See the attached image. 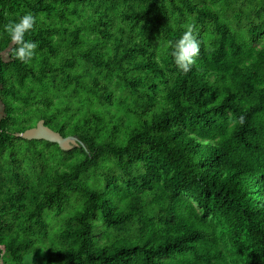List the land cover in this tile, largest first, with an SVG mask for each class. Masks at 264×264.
Here are the masks:
<instances>
[{"label":"trees","instance_id":"obj_1","mask_svg":"<svg viewBox=\"0 0 264 264\" xmlns=\"http://www.w3.org/2000/svg\"><path fill=\"white\" fill-rule=\"evenodd\" d=\"M26 12L38 47L21 61L5 26ZM262 13L264 0H0L1 264H25L30 231L73 192L46 264H264ZM191 24L208 29L192 27L184 72L169 41ZM39 119L77 145L16 135ZM39 144L68 164L46 165Z\"/></svg>","mask_w":264,"mask_h":264},{"label":"rangeland","instance_id":"obj_2","mask_svg":"<svg viewBox=\"0 0 264 264\" xmlns=\"http://www.w3.org/2000/svg\"><path fill=\"white\" fill-rule=\"evenodd\" d=\"M214 5H215V8L216 9H219L220 8V4L218 2H212ZM120 11L124 9V6H121L120 7ZM236 8H238V10H242V22L239 26H235L233 28H237V27H241L242 31H243V28H245L247 26L246 22L244 21V16L246 15L245 14V10H248L249 8V5L248 3H244V4H239L236 5ZM260 19H264V13H262V15L260 16ZM258 19V21L260 20ZM120 23V20L117 19L116 23ZM118 25V24H117ZM191 26L193 28H200V29H207L208 28H203L202 26L199 27L198 25L196 24H191ZM262 40H264V37L262 38ZM255 44H259L260 41H255L254 42ZM159 52V50H157ZM1 56L7 60L8 59V52L7 50L3 51L1 53ZM112 82H114V80L112 79ZM119 89L122 90V91H117V94H122L124 96V94H128V91L126 89H121L120 86H119ZM118 89V90H119ZM135 96L137 95V93H134ZM79 98V100H78ZM76 99H73V101H71L70 103L68 104H74V105H80L81 104V101L83 100V97L80 95V97H78ZM122 114V124H121V128H120V133L117 134L118 136H121L123 135V132L125 131V129L127 127H129V120H128V115L126 113H124L123 111L121 112ZM61 118V115H58L57 117V120ZM81 119V118H80ZM67 120L66 117H63L62 116V121H65ZM57 122V121H56ZM131 125V124H130ZM39 149L43 152L44 154V157H45V162H46V159H47V162H46V165H56V164H62V162H65V164H68V158H66L65 160L61 159V157L55 153L56 149L54 147H52V151L46 147L44 144H39ZM70 158V157H69ZM41 161H44V159H41ZM28 163L31 164L32 167H36L35 170H32L31 172L28 171L27 169V165ZM25 168L28 172V175L30 176V180H33V181H36L37 180V163H36V160L34 159V155L33 157L31 158V160H27V163H25ZM61 168V167H59ZM104 174H107L106 172L105 173H101V176L104 175ZM36 182H33L32 184H35ZM148 198V196H147ZM82 200V194L78 193V192H73V193H70V198H69V201L64 205L63 207V212L60 216H55L53 213H52V209H47L45 212H44V218H46L45 220L47 221L48 223V229L46 230L45 233H42L43 231H41V233H38L37 232V229L36 228H33L32 231H30L31 235H33L36 239H38L40 242H41V245L35 249L34 251L32 252H29L28 254H25L24 255V262L25 264H46V259H48L49 255L47 253V249L48 247L51 245V244H54V246L56 247L58 244V238H57V233L58 231L60 230L61 228V225H62V222H64V218L68 217V214H70V212L73 210V207L79 203L80 201ZM12 216V213L9 212V214L7 215V217L10 219ZM19 217V214L18 216ZM11 221H14L16 220V217H13L10 219ZM207 220H212L211 217L207 216ZM14 227H18L17 223L15 222L14 223ZM47 246V247H46ZM46 247V248H45Z\"/></svg>","mask_w":264,"mask_h":264},{"label":"clouds","instance_id":"obj_3","mask_svg":"<svg viewBox=\"0 0 264 264\" xmlns=\"http://www.w3.org/2000/svg\"><path fill=\"white\" fill-rule=\"evenodd\" d=\"M35 24L36 17L32 13L26 12L5 26L13 45L10 54L21 61H30L36 55L35 49L38 44L25 38ZM169 45L177 67L184 72L189 71L195 62V57L200 52V41L194 34L192 26H187L178 39L174 42L169 41Z\"/></svg>","mask_w":264,"mask_h":264},{"label":"water","instance_id":"obj_4","mask_svg":"<svg viewBox=\"0 0 264 264\" xmlns=\"http://www.w3.org/2000/svg\"><path fill=\"white\" fill-rule=\"evenodd\" d=\"M16 135L27 140H46L57 144L62 150H68L77 145L74 136H63L60 132L46 125L43 119H39L35 125L16 133Z\"/></svg>","mask_w":264,"mask_h":264},{"label":"built area","instance_id":"obj_5","mask_svg":"<svg viewBox=\"0 0 264 264\" xmlns=\"http://www.w3.org/2000/svg\"><path fill=\"white\" fill-rule=\"evenodd\" d=\"M0 250H1L0 255L4 254V247L2 245H0ZM0 264H1V259H0Z\"/></svg>","mask_w":264,"mask_h":264},{"label":"crops","instance_id":"obj_6","mask_svg":"<svg viewBox=\"0 0 264 264\" xmlns=\"http://www.w3.org/2000/svg\"><path fill=\"white\" fill-rule=\"evenodd\" d=\"M2 57V56H1ZM2 59H4L3 57H2Z\"/></svg>","mask_w":264,"mask_h":264}]
</instances>
